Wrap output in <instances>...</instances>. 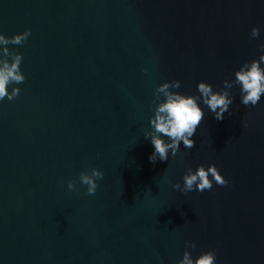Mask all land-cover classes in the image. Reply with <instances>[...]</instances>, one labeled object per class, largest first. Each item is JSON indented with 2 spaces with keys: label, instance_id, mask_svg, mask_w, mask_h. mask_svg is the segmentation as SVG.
<instances>
[{
  "label": "water",
  "instance_id": "1",
  "mask_svg": "<svg viewBox=\"0 0 264 264\" xmlns=\"http://www.w3.org/2000/svg\"><path fill=\"white\" fill-rule=\"evenodd\" d=\"M26 29L7 45L24 82L0 101V264H177L185 250L264 264V95L246 107L234 84L220 121L198 101L195 146L167 161L144 137L158 85L221 91L264 54V0H0V34ZM209 164L226 185L173 189ZM91 168L104 177L86 195Z\"/></svg>",
  "mask_w": 264,
  "mask_h": 264
},
{
  "label": "clouds",
  "instance_id": "2",
  "mask_svg": "<svg viewBox=\"0 0 264 264\" xmlns=\"http://www.w3.org/2000/svg\"><path fill=\"white\" fill-rule=\"evenodd\" d=\"M30 35L31 32L28 29L12 37H5L0 34V46H3L0 47V101L5 98L9 101L17 98L20 89L12 87L9 92L8 87L23 83L25 79L20 70L22 55L14 50L10 51L7 45H21ZM258 35L259 29L253 27L250 36L255 38ZM260 48L264 50V44H261ZM261 65H264V54H261L258 59L251 60V62L246 61L235 71V79L233 81L227 79L223 81V89L221 91H214L210 84L203 81L198 82L197 90L199 96L184 95L173 91L180 87L178 80L166 81L158 85L153 93V116L149 118L152 130L144 133V137L150 139L154 148V151L149 156V161L153 164L158 159L167 161L169 153L172 156L177 154L181 142L186 149H191L195 146V141L191 137L195 135L198 126L205 117L198 101H202L207 106L214 114L216 120H223L224 113L229 112V106L233 103V97L228 90L234 84H238L241 103L246 107L257 105L261 96L264 95V67H261ZM141 71L145 70L142 69ZM161 96L163 100L157 103V101L161 100ZM229 115H231L230 112ZM164 137L167 139H164ZM209 176L211 179H209ZM103 177L104 173L96 168L79 173V182L86 186V195H95L98 187L97 181L103 179ZM213 181L220 186L228 183L215 165L209 164L207 169L200 165L195 171L191 168L186 170L183 175L182 187L179 183L172 184V187L182 193L193 190L203 192L211 190ZM67 188L70 191H75V183L71 180L68 181ZM195 247L194 242H186V249H195ZM177 264H216V253L215 250L204 251L193 259L191 253L185 250Z\"/></svg>",
  "mask_w": 264,
  "mask_h": 264
}]
</instances>
